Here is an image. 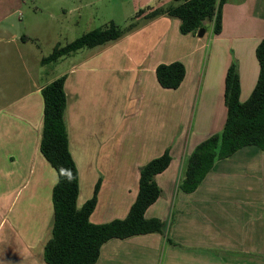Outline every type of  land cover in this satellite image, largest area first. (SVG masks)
Listing matches in <instances>:
<instances>
[{"label":"crops","instance_id":"1","mask_svg":"<svg viewBox=\"0 0 264 264\" xmlns=\"http://www.w3.org/2000/svg\"><path fill=\"white\" fill-rule=\"evenodd\" d=\"M140 2L144 7L139 6L135 9L136 12L141 9L151 11L174 0ZM149 11L142 14L140 19ZM220 14L221 30L218 35L213 34L211 23L208 22L207 28V21L204 22L205 34L202 38L182 34L186 38L183 44L186 42L188 44L186 45L188 50L183 54L179 52L172 54L173 46H166L170 60L163 58L148 65L150 55L145 51L147 33L136 31L137 29L119 39L120 42L127 44L129 54L125 57L107 59L112 64H124L114 71L136 78L129 85L128 96L132 97L137 90L135 95L140 100L148 97V103L146 101L141 110L149 112L150 117H156L157 112L163 111L162 95L163 90H167L160 87L156 80V67L175 61L184 65V80L176 90H169L172 92V100L170 106H166V110L177 114L178 124L188 127L187 140L191 144L175 143V140L172 142L166 138L165 145L159 150L155 149L156 146H150L148 149L153 153L150 160L161 156L166 149L171 157L169 167L155 177L162 191L161 196L145 212L147 219L157 218L165 224L169 218L170 223L168 227L166 224L165 233L111 239L102 245L95 264H264V152L257 147H244L229 158L215 162L194 192L185 193L179 188L184 159L201 141L220 132L225 124L227 116L224 104L225 76L230 65L234 63L237 68L240 102H245L249 98L259 74L255 49L264 39V0H224ZM166 17L160 16L149 21L144 25V29L150 27L151 30H148L152 31L158 24L155 32H159L163 39L167 35L169 22ZM176 23L179 29L180 21ZM205 37H208L207 41L203 42ZM207 48L209 51L206 54ZM166 53L161 52V55ZM43 87H37L35 94H40ZM157 93L161 96L158 103L154 99L158 96ZM127 108L130 110L131 107ZM185 132L186 130L181 132L179 129L178 135L184 136ZM88 133L90 132L83 131L78 134V147L83 145V149L78 150L79 188L81 182L79 165L87 171L91 165L93 166L92 161L97 158L93 153H83L89 148L86 141ZM27 135L28 139H31V145L26 142L20 153L14 154L10 151L0 156L2 230L6 224L3 209L14 208L19 202H23V199L27 202L33 201L36 196L30 193L22 196L23 191L31 185L29 179L23 180L22 177L34 174L38 142L41 140L39 137L33 141L29 131ZM182 136L178 141L182 140ZM161 138L159 140L162 143ZM68 141L71 153L69 137ZM143 149L146 152L145 146ZM71 155L74 160L72 153ZM111 158L107 155L102 157V165L96 167L101 170L100 175L105 173L104 175L130 176L138 183L139 170L145 164L131 162L130 165L124 162V168H118L116 163L109 162ZM139 158L131 154L123 157L124 161ZM95 172L96 170L92 174ZM36 187L37 185L31 186L32 191ZM103 188L104 181L100 179L97 205ZM93 214L94 212L90 216V222ZM10 231L11 234L5 236H1L0 231V245H5L16 235L15 228L11 227ZM16 240L19 241V238Z\"/></svg>","mask_w":264,"mask_h":264},{"label":"rangeland","instance_id":"2","mask_svg":"<svg viewBox=\"0 0 264 264\" xmlns=\"http://www.w3.org/2000/svg\"><path fill=\"white\" fill-rule=\"evenodd\" d=\"M174 4L166 2L163 6ZM139 6L144 7L140 0H0V156L10 151L20 153L26 142L31 145L28 131L32 140L41 138L43 100L40 94H35L36 89L64 76L67 96L65 122L77 168L78 150L83 149V145L78 147V134L83 131L90 132L86 138L89 148L83 153H93L97 157L87 171L79 165L78 207L92 197L98 180L104 181L91 223L104 224L124 219L138 192V183L130 176L100 175L101 170L96 167L102 165L103 156L112 157L109 162L116 163L118 168H124V162L146 165L153 154L149 147L156 146L155 149L159 150L165 145L166 138L190 145L188 127L178 124L177 114L166 110V106L171 104V91L163 90L164 108L161 113L157 112L156 117H150L149 112L141 110L145 102L148 103V97L140 100L135 95L136 89L132 97L128 96L129 85L136 78L114 71L124 66L123 63L112 64L107 60L129 54L130 49L121 40L80 49L56 63L41 65L40 61L51 54L56 45L65 46L94 29L104 28L111 21L120 29L133 22L136 31L147 33L145 51L150 55L148 65L163 58L170 60L167 45L173 46L172 54H183L188 50L187 42L183 44L186 38L177 27V18H165L169 20L167 35L161 39L159 32H155L158 24L149 31L150 27L144 29L149 21L134 18L135 9ZM208 51L207 48L206 54ZM161 52L167 53L161 55ZM158 98H161L159 94L154 98L157 103ZM127 106L131 107L130 110ZM189 124L191 128L192 121ZM179 129L181 132L186 130L184 136L178 135ZM181 136L182 140L178 141ZM160 137L163 138L162 143ZM39 142L34 174L22 177L31 182L22 196L27 193L36 196L28 202L21 196L23 202L14 208L3 209L6 224L3 230L0 229L1 236L10 235L13 227L14 236L19 241L11 236L5 245H0V264H45L43 251L51 238V195L57 175L40 153ZM128 154L140 158L124 161L123 157ZM36 185L32 191L31 186ZM169 223L168 218L167 227Z\"/></svg>","mask_w":264,"mask_h":264},{"label":"trees","instance_id":"3","mask_svg":"<svg viewBox=\"0 0 264 264\" xmlns=\"http://www.w3.org/2000/svg\"><path fill=\"white\" fill-rule=\"evenodd\" d=\"M175 4L135 13L139 18L154 20L160 16L177 18L181 34L197 35L205 29L203 23L212 24V32L221 30V6L224 0H174ZM135 28V23L120 29L113 21L104 28L94 29L65 46L56 45L40 64L56 63L61 58L83 48H94L117 41ZM259 74L255 87L245 102H240V83L237 68L230 65L225 76L224 104L227 116L222 130L201 141L184 159L179 188L185 193L194 192L211 171L215 162L227 159L244 147H257L264 152V39L256 49ZM160 87L176 90L185 77V67L175 61L160 64L155 69ZM65 77L55 79L40 90L43 100L42 134L39 150L57 175L52 189L53 224L51 238L43 251L45 264H95L104 243L111 239H126L136 235L164 234L166 224L157 218L145 217L146 210L161 196L155 177L170 165L168 150L150 160L139 171L138 192L124 219L104 224H93L90 216L97 205L100 180L93 195L78 207V171L69 149L65 122ZM168 241V239H167Z\"/></svg>","mask_w":264,"mask_h":264},{"label":"water","instance_id":"4","mask_svg":"<svg viewBox=\"0 0 264 264\" xmlns=\"http://www.w3.org/2000/svg\"><path fill=\"white\" fill-rule=\"evenodd\" d=\"M204 34H205V30H204V29H200V30L198 31V33H197V37H198V38H202V37L204 36Z\"/></svg>","mask_w":264,"mask_h":264}]
</instances>
